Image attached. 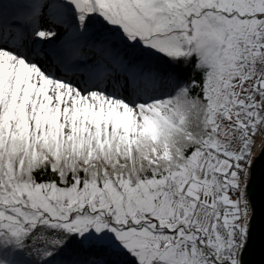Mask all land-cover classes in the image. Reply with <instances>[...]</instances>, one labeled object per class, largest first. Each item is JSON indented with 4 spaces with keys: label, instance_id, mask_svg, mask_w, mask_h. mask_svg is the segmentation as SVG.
Listing matches in <instances>:
<instances>
[{
    "label": "snow or ice",
    "instance_id": "1",
    "mask_svg": "<svg viewBox=\"0 0 264 264\" xmlns=\"http://www.w3.org/2000/svg\"><path fill=\"white\" fill-rule=\"evenodd\" d=\"M257 155L264 0H0V264H246Z\"/></svg>",
    "mask_w": 264,
    "mask_h": 264
},
{
    "label": "water",
    "instance_id": "2",
    "mask_svg": "<svg viewBox=\"0 0 264 264\" xmlns=\"http://www.w3.org/2000/svg\"><path fill=\"white\" fill-rule=\"evenodd\" d=\"M249 193L256 206V218L253 222V235L244 254L246 264L264 262V244L261 241V208L264 202V156L257 155L252 169Z\"/></svg>",
    "mask_w": 264,
    "mask_h": 264
}]
</instances>
